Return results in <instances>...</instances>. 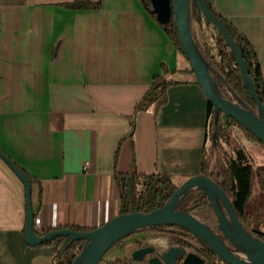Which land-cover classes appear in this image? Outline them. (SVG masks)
Masks as SVG:
<instances>
[{
  "label": "crops",
  "instance_id": "0c3cea01",
  "mask_svg": "<svg viewBox=\"0 0 264 264\" xmlns=\"http://www.w3.org/2000/svg\"><path fill=\"white\" fill-rule=\"evenodd\" d=\"M79 1L0 0V149L31 176L44 234L119 215L116 173L181 183L202 174L208 146V98L142 0ZM212 2L253 44L264 76V0ZM156 74L178 82L164 105L134 115ZM26 219L25 185L0 156V264H53L54 246L27 242ZM144 234L104 258L177 245L170 234Z\"/></svg>",
  "mask_w": 264,
  "mask_h": 264
},
{
  "label": "trees",
  "instance_id": "16d2710c",
  "mask_svg": "<svg viewBox=\"0 0 264 264\" xmlns=\"http://www.w3.org/2000/svg\"><path fill=\"white\" fill-rule=\"evenodd\" d=\"M142 2L152 16L157 19L156 14L152 11L151 1L142 0ZM206 2L212 13L218 20L225 24L230 34L236 40L248 67L249 74L254 81L257 94L264 104V76L260 60L253 44L230 20L225 18L216 9L212 0H206ZM78 5L79 7L89 6L99 8L101 3L80 0ZM191 12L192 19L196 21L202 33V48L198 47L208 67L217 71L220 80L230 88L242 106L257 112V104L246 86V82L237 65L235 53L230 44L217 26L207 20L195 0H192ZM173 19L172 14L171 20L167 24H162V26L174 41L175 45L182 51L177 27ZM177 82L166 78L163 74L154 75L150 88L137 103L134 115L140 111L148 110L154 104L156 108L164 105L168 99V88ZM207 116L206 144L208 146L203 154L202 174H211L213 180L232 201L236 213L246 228L252 219V213L247 209V205L253 196L255 180L258 181L260 190L264 194V166L257 165L256 159L245 146L240 145L239 142L237 145H233V130L238 129L247 137L262 145L263 143L238 121L226 116L222 112L216 111L214 105L209 100L207 104ZM120 147L121 144H119L115 152V165L118 161ZM25 173L32 180L26 171ZM116 180L121 193L122 208L120 214L132 212L148 213L160 208L169 200L181 184L180 179L178 180L172 175L162 173H116ZM190 205L192 208H198L202 205H211V203L202 189H193L185 196L178 209L188 212L189 210L187 208ZM62 228H72L82 231L93 230L78 226H58L55 229ZM146 229L170 234L178 246L192 249L194 253L204 260V264H229L185 228L174 224H161ZM143 230L145 229H139L123 237L107 253L112 248L120 247L127 238L137 235L143 232ZM50 231L48 230L46 233ZM41 235H44V233L42 232ZM218 235L223 240H229L232 243L228 236L224 234L220 235L219 233ZM87 243V239L72 240L69 236H58L40 245L55 247L53 264H74L77 256ZM233 245L238 249L244 250L240 245ZM100 264H138V260L132 257H118L112 260L103 258ZM177 264H183L182 260H179Z\"/></svg>",
  "mask_w": 264,
  "mask_h": 264
},
{
  "label": "water",
  "instance_id": "95a60500",
  "mask_svg": "<svg viewBox=\"0 0 264 264\" xmlns=\"http://www.w3.org/2000/svg\"><path fill=\"white\" fill-rule=\"evenodd\" d=\"M152 11L161 24H167L172 14L177 27L179 41L183 53L189 59L197 82L201 86L208 100L214 105L216 111L238 121L249 129L264 144V104L257 94L254 81L249 74L248 67L241 50L230 34L225 24L209 9L206 0H195L208 21L214 23L224 35L233 49L237 65L246 82L248 90L257 104V112L251 111L240 103L224 97L215 84L212 71L204 60L199 47L192 34V0H150ZM217 72V71H216ZM217 75H219L217 73ZM0 156L10 165L23 181L26 188L27 219L25 225L26 240L30 245H40L58 236H69L72 240L87 239L88 243L77 256L74 264H99L107 251L120 239L137 231L161 224H174L192 232L197 238L211 249L215 254L226 260L229 264H264V240L249 233L236 213L232 201L222 188L213 180L211 174L194 175L183 181L175 190L169 200L160 208L151 212L122 213L110 219L92 231H82L72 228L51 230L41 235L34 227L36 213L32 204V183L25 171L4 151L0 149ZM193 189H202L208 197L217 217L218 226L222 234L228 236L233 244L240 245L244 250L235 247L229 240H223L216 231L195 215L179 210V205L185 196ZM224 209H223V207ZM231 246L241 251L245 256L237 253ZM149 256L152 264H204V260L187 248L172 245L157 250L154 245L137 248L132 258L141 261Z\"/></svg>",
  "mask_w": 264,
  "mask_h": 264
},
{
  "label": "rangeland",
  "instance_id": "374dc122",
  "mask_svg": "<svg viewBox=\"0 0 264 264\" xmlns=\"http://www.w3.org/2000/svg\"><path fill=\"white\" fill-rule=\"evenodd\" d=\"M192 34L197 46L202 48V33L200 31L198 24L194 19L192 22ZM212 73L215 79V84L217 88L220 90L219 92L227 99L233 100L239 104L238 99L235 97V95L230 90V88L227 87L220 80L219 75H217V72L213 70ZM233 134H234L233 145H237L239 142L240 145L245 146L247 150L252 154V156L256 159L257 165L264 166V144L262 145L261 143L247 137L242 131L238 129L233 130ZM247 209L252 213V219L249 221L246 230L249 233L253 234L255 237L264 240V194H262L260 190V185L257 180L254 181L253 196L252 199H250V201L248 202ZM187 210H189L188 211L189 213L195 215L205 223L209 224L214 229V231H216L220 235H223L218 226V222H219L218 217L211 205H202L198 208H192L190 205L188 206ZM143 233H145L143 236L146 237L145 239H148L149 236L163 234L161 232H155L147 229L143 230ZM139 234L140 233H138L137 235ZM137 235L127 238L126 240L131 239L130 241H133V239L136 238ZM187 251L194 252L190 248H187ZM107 254H105L104 257ZM240 254L245 256V254L242 253ZM182 262H184L183 259Z\"/></svg>",
  "mask_w": 264,
  "mask_h": 264
},
{
  "label": "built area",
  "instance_id": "2783aa9c",
  "mask_svg": "<svg viewBox=\"0 0 264 264\" xmlns=\"http://www.w3.org/2000/svg\"><path fill=\"white\" fill-rule=\"evenodd\" d=\"M40 223H41V217L40 215H36L35 219H34V227L36 230L41 231L40 230ZM227 244L230 245V243L227 241ZM231 246V245H230ZM237 253H242L241 251H238L237 249H235V247L231 246ZM243 254V253H242ZM243 256V255H242Z\"/></svg>",
  "mask_w": 264,
  "mask_h": 264
}]
</instances>
